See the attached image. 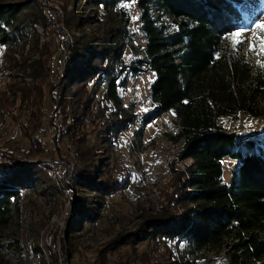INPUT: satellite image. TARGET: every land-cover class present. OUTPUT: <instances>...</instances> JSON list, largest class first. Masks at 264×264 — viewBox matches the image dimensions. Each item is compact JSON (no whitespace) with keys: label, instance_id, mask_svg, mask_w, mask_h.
I'll use <instances>...</instances> for the list:
<instances>
[{"label":"trees","instance_id":"16d2710c","mask_svg":"<svg viewBox=\"0 0 264 264\" xmlns=\"http://www.w3.org/2000/svg\"><path fill=\"white\" fill-rule=\"evenodd\" d=\"M60 1L74 9L80 3L93 8L99 36L82 33L77 38L70 36L67 43L65 33L78 25L73 13L60 14L63 18L56 22L55 11L44 0H0L2 47L12 50L32 39L37 45L36 26L43 28L45 39L50 30L68 47L60 76L66 86L63 92H55L60 102L53 109L58 161L51 164L12 157L13 149L0 146V264H27L26 254L30 253L39 264H58L50 248L46 247L48 261L38 243L27 242L20 233L23 192L39 188L42 193L48 189L52 193L65 186L72 193L60 238L66 258L76 229L96 216L91 211L96 197L128 187L129 172L106 182L97 163L103 143L135 128L137 113L132 104H124L120 92L129 86L130 78L143 72L154 74L148 93L153 106L140 118V127L133 133L135 143L142 141L144 129L154 117L171 112L179 125L171 136L178 145L177 156L190 161L182 170H173V191L167 205H161L152 216L147 214L133 239L162 243L167 248L162 264H198L203 253L219 256L225 264H264V155L255 150L254 138L243 140L222 123L224 118L235 121L240 117L264 121V67L257 62L264 59L244 53L239 44L233 47L232 40L226 39L245 25L244 15L254 12L261 0ZM154 10L166 21L157 22ZM134 21L139 37L131 31ZM52 56L42 55L17 66L32 86L28 83L20 88V103L27 105L36 94L33 89H39L51 75ZM135 56L139 57L133 59ZM92 82L103 86L95 102L89 96L75 95ZM39 103L24 110L19 106L21 117L38 121ZM77 120L84 130L72 138ZM85 129L91 130L93 140H86ZM61 137L70 144H58ZM28 139L32 146L25 155L31 148L35 156L45 151L34 133ZM63 148L67 159L61 155ZM224 159L237 162L227 181ZM40 230L38 227L37 233Z\"/></svg>","mask_w":264,"mask_h":264},{"label":"rangeland","instance_id":"374dc122","mask_svg":"<svg viewBox=\"0 0 264 264\" xmlns=\"http://www.w3.org/2000/svg\"><path fill=\"white\" fill-rule=\"evenodd\" d=\"M44 2L47 7L55 11L56 22L63 18L62 13H73L76 16L74 20L78 24L77 27L69 33L63 30L67 43L70 36L77 38L82 33L99 36L101 29L98 27V15L95 14L93 8L86 9L80 3L74 9L72 4L64 6L60 0H44ZM153 13L157 22L161 19L166 21L156 10ZM257 21H264V0L258 3L254 12L244 15L245 25L238 29L243 30L240 38L242 43L239 44L243 52L264 59V55L249 51V43L253 39V30ZM131 28L137 36L139 28L135 21ZM36 32L39 35L37 45L34 39L12 50L0 45V146L13 149L15 152L12 153V157L18 156L20 159L28 158L32 161L43 160L55 164L58 157L52 126L53 121L56 122L53 119L55 113L53 109H57L60 102L55 97V92L58 89L63 92L66 86V81L63 82L60 76L63 71L65 54H68V47H64V40L57 33L51 34L52 31L49 30V38L45 39V31L42 27L36 26ZM256 32L257 36L264 35V31L259 29ZM51 53L54 59L50 66L51 75L45 79L44 84L39 85V89H33L36 94L29 98L27 105L20 103L19 90L23 86H28V83L31 86V79L18 70L17 66L33 61L42 55L49 57ZM126 55L129 56L128 58L131 57L128 50H126ZM137 57L139 56L133 59ZM79 59L75 63H78ZM153 80V73L143 72L136 79L130 78L129 86L120 92L124 104H132L133 113H137V123L135 128L124 130L121 134L111 137L110 143L106 142L101 145L103 149L100 155L101 161L97 164L102 170L100 171L102 180L111 182L119 179L121 175L124 177L126 172H129L130 184L124 190H115L112 195L96 197V200L92 202L94 208L91 209L96 216L92 220L86 219L76 229L69 240L68 257L64 258L63 251L61 252L60 238L70 212L72 193L66 191L65 186H60L52 193L50 189L42 193L39 188L22 193L21 223H23V228L20 233H24L23 238L27 242L38 243L40 251L48 261L50 257L46 247L58 257V264H65V260L67 264L165 263L167 248L162 243L137 242V239H133V233L138 232L141 221L147 214L152 216L161 205H167L166 201L173 191V170H182L190 160H179L177 156L178 145L173 141L174 139H171V136L179 125L171 112L154 117L145 127L142 141L138 144L134 141L133 133L140 127V118L149 113L153 106L148 98L149 86ZM93 82L87 85L84 91L78 90V94L75 95L78 98L89 96L95 102L101 95L103 86L95 85ZM67 96L71 98L70 95ZM35 100L40 102L39 107L41 108V117L38 121L32 117L28 120L25 119L26 116L21 117L22 109L29 108L32 103L36 102ZM56 105L57 107H54ZM222 123L242 136L243 140L254 138L256 140L255 150L261 151L264 155V121L240 117L235 121L224 118ZM83 128V124L77 120L72 138L78 137L79 133L84 130ZM85 131L84 135L88 138L86 140H93L91 130L85 129ZM33 133L37 139H41L37 142L42 148L44 147L45 151L35 156L31 148L25 155L28 148L32 146L31 139L28 137ZM63 143L70 144V140H63L62 137L58 139V144L63 145ZM242 150L245 151L244 148ZM61 155L67 159L64 148L61 150ZM236 164L237 162L232 159H224L223 175L226 181L230 180L231 170L237 166ZM69 170L70 166L66 168V172L68 173ZM59 171L63 169H58L57 172ZM55 174L58 175V173ZM38 227L41 229L39 233H37ZM32 254H26L27 264H39L38 258L36 259ZM197 263L225 264L221 257L205 253L199 255Z\"/></svg>","mask_w":264,"mask_h":264},{"label":"snow or ice","instance_id":"6c2138e0","mask_svg":"<svg viewBox=\"0 0 264 264\" xmlns=\"http://www.w3.org/2000/svg\"><path fill=\"white\" fill-rule=\"evenodd\" d=\"M257 29L264 31V21L256 22L253 30V39L249 43V51L255 52L258 55H264V35L257 36ZM242 35L243 30H238L230 33L226 39H231L232 46L236 47L237 44L242 43V40L240 39ZM257 62L261 64L262 67H264V61L258 60Z\"/></svg>","mask_w":264,"mask_h":264}]
</instances>
